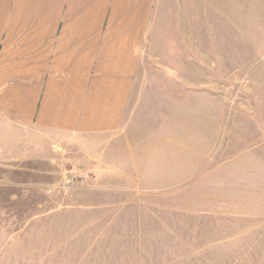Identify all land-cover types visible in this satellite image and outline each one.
<instances>
[{"label":"rangeland","instance_id":"1","mask_svg":"<svg viewBox=\"0 0 264 264\" xmlns=\"http://www.w3.org/2000/svg\"><path fill=\"white\" fill-rule=\"evenodd\" d=\"M153 24L141 71L187 93L120 141L0 126V264H264V0H157Z\"/></svg>","mask_w":264,"mask_h":264},{"label":"crops","instance_id":"2","mask_svg":"<svg viewBox=\"0 0 264 264\" xmlns=\"http://www.w3.org/2000/svg\"><path fill=\"white\" fill-rule=\"evenodd\" d=\"M156 4L0 0V126L117 143L154 91L187 93L167 88L178 72L141 71Z\"/></svg>","mask_w":264,"mask_h":264}]
</instances>
